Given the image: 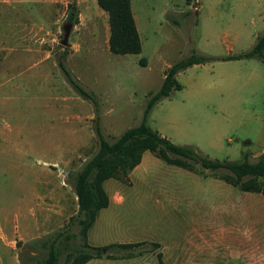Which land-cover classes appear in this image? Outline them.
Here are the masks:
<instances>
[{
	"label": "rangeland",
	"instance_id": "rangeland-1",
	"mask_svg": "<svg viewBox=\"0 0 264 264\" xmlns=\"http://www.w3.org/2000/svg\"><path fill=\"white\" fill-rule=\"evenodd\" d=\"M68 1L0 0V264L34 263L27 243L77 213L70 181L97 150L95 125L113 141L138 124L166 69L193 50L215 58L178 72L181 89L152 107L148 125L210 159L264 160V58H223L253 46L264 0H130L141 50L124 55L109 50L108 15L96 0H77L79 21L62 45ZM65 47L67 69L95 104L65 80ZM142 162L140 175L104 183L109 193L122 186L125 202L102 214L92 241H145L107 264H160L158 252L163 264H227L239 229L254 218L264 227L261 193L217 179L229 171L193 161L187 170L148 150ZM70 261L63 254L57 264Z\"/></svg>",
	"mask_w": 264,
	"mask_h": 264
},
{
	"label": "trees",
	"instance_id": "trees-1",
	"mask_svg": "<svg viewBox=\"0 0 264 264\" xmlns=\"http://www.w3.org/2000/svg\"><path fill=\"white\" fill-rule=\"evenodd\" d=\"M96 3L108 15L109 50L119 55L138 54L141 50V41L133 18L130 0H96ZM78 14L77 0H69L66 5L65 23L77 24ZM67 52L68 49L65 47L58 55V66L65 80L79 96L95 104L93 95L67 69L65 65ZM242 57L264 58V29L250 49L223 58ZM213 58L215 57L193 50L188 56L172 63L166 69L159 89L147 100L140 122L123 130L113 141L107 140L99 125H95L97 150L73 173L70 181L76 195L77 213L70 217L69 224L61 230L27 243L29 249L35 252L32 258V260L34 259L33 264H57L59 257L63 254L66 258L71 259L70 264H84L92 258H114V252L130 250L145 243V241H137L94 246L88 243L87 233L94 223L99 209L106 207L109 202L103 185L104 181L109 178L127 177L128 173L141 162L143 152L147 150L167 164L187 170L194 171L191 161L198 162L205 169L227 170L228 173L224 172L217 178L242 191L261 193L264 200V182L257 181V177L264 176V160L250 162L246 157L240 160L210 159L201 156L190 145L171 142L147 123L152 107L160 99L168 96L172 90L181 89V84L176 79L178 72ZM75 223L79 225L77 234L81 241L71 246L73 239L77 237V234L71 231V226ZM152 245L158 247L159 243L153 242ZM68 249L70 251L66 252ZM157 258L159 263L163 264L160 252L157 253ZM22 264H28L27 260Z\"/></svg>",
	"mask_w": 264,
	"mask_h": 264
},
{
	"label": "crops",
	"instance_id": "crops-1",
	"mask_svg": "<svg viewBox=\"0 0 264 264\" xmlns=\"http://www.w3.org/2000/svg\"><path fill=\"white\" fill-rule=\"evenodd\" d=\"M144 154L145 151L143 152L141 162L128 173L129 177L140 175L141 172L144 171V165L142 162L144 160ZM110 179L113 178H109L105 180L104 183ZM242 192L249 193L248 191H242ZM252 193H257V192H252ZM107 194L109 198L108 205L104 208L99 209L94 223L88 230L87 240L90 245H94V246L105 245L103 243L93 242L92 239H96V236H94L92 232H94L93 230L96 227V225L101 222L102 220L101 216L103 213L104 214L105 213L107 214V212L113 213L114 211H117L118 208L119 209L122 208L125 202V193L124 190L122 189V186L115 187L111 193L107 192ZM249 211L250 209H248V211H243V212H245L247 215L249 214ZM251 214L253 215V217H255L254 211L251 212ZM259 225L261 224L259 223L257 224V221L254 218V220H251V222H249L247 226L239 229L240 232L239 235L241 239L239 240V244L235 247L236 252H233L231 256H226V258L224 257L225 263L228 264L230 263L231 260V262H233L234 264H264V227H259ZM113 243H118V242H113ZM242 245L243 247H241ZM168 250L169 253H171V248H169ZM104 258L105 257L92 258L84 264H107L106 260L110 258H106V259ZM170 259L171 257H169V260Z\"/></svg>",
	"mask_w": 264,
	"mask_h": 264
},
{
	"label": "water",
	"instance_id": "water-1",
	"mask_svg": "<svg viewBox=\"0 0 264 264\" xmlns=\"http://www.w3.org/2000/svg\"><path fill=\"white\" fill-rule=\"evenodd\" d=\"M71 27L72 25L71 24H68V23H65L63 28H64V34H63V37L60 41V43L62 45H67L68 44V36H69V33H70V30H71ZM249 143V141H245V144Z\"/></svg>",
	"mask_w": 264,
	"mask_h": 264
}]
</instances>
